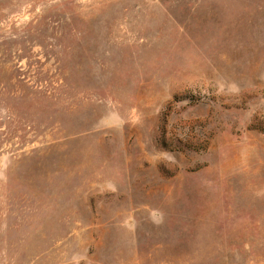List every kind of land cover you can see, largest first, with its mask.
<instances>
[{
    "label": "rangeland",
    "instance_id": "1",
    "mask_svg": "<svg viewBox=\"0 0 264 264\" xmlns=\"http://www.w3.org/2000/svg\"><path fill=\"white\" fill-rule=\"evenodd\" d=\"M0 264H264V0H0Z\"/></svg>",
    "mask_w": 264,
    "mask_h": 264
}]
</instances>
